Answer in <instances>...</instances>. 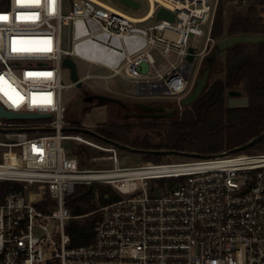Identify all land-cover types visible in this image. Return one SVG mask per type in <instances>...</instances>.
Returning a JSON list of instances; mask_svg holds the SVG:
<instances>
[{
    "label": "built area",
    "instance_id": "obj_1",
    "mask_svg": "<svg viewBox=\"0 0 264 264\" xmlns=\"http://www.w3.org/2000/svg\"><path fill=\"white\" fill-rule=\"evenodd\" d=\"M151 3L144 17L101 0H8L0 8V103L50 114L0 117V181L21 185L0 200V264H264V137L257 152L123 166L117 146L66 129V56L126 76L143 93L184 95L190 35L208 25L212 40L219 0ZM160 7L174 20L142 24ZM65 140L108 153L113 166L81 165ZM78 184H107L115 198L95 210L93 241L73 245L66 226L80 216L65 200Z\"/></svg>",
    "mask_w": 264,
    "mask_h": 264
},
{
    "label": "trees",
    "instance_id": "obj_2",
    "mask_svg": "<svg viewBox=\"0 0 264 264\" xmlns=\"http://www.w3.org/2000/svg\"><path fill=\"white\" fill-rule=\"evenodd\" d=\"M226 1H236L243 5L252 3L253 12L256 4L264 10V0H219L211 31V38L218 41L225 36L250 32L251 20L246 19L242 14L232 15V20L230 19L226 24L224 14ZM7 4L8 0H0V8L6 7ZM258 24V20L252 22L253 27ZM252 45L238 43L229 47L225 60V77L216 78L208 83L194 102L181 112L177 108L172 117L164 116L163 110L117 103L122 111L129 112V117L138 118L139 121L114 122L99 126L96 130L113 140L144 150L175 149L212 154L247 143L264 132V41L256 44L254 49L251 48ZM215 48L217 49L216 45ZM210 63L208 62V65ZM236 87H242L247 97L246 104L231 106L228 103V92ZM153 114H158L159 117H154ZM146 117L150 119L143 121L142 119ZM136 125L145 129L151 128L159 139L154 141L149 134L134 133ZM73 126L82 125L78 122H70L69 127ZM82 134L103 144H110L91 134ZM250 148L260 149L261 144L258 142ZM72 153L78 156L81 165L84 166L94 164L90 161L97 152L90 150L88 146L75 144ZM138 153L145 162H160L164 156L151 152ZM19 187L21 185L16 182L0 181V200L7 191ZM114 198L115 192L109 185L104 184H78L75 192L66 197L65 202L72 215L80 216L71 218L66 226L72 236L73 245L93 241L95 225L99 217L95 210L100 204H106Z\"/></svg>",
    "mask_w": 264,
    "mask_h": 264
},
{
    "label": "rangeland",
    "instance_id": "obj_3",
    "mask_svg": "<svg viewBox=\"0 0 264 264\" xmlns=\"http://www.w3.org/2000/svg\"><path fill=\"white\" fill-rule=\"evenodd\" d=\"M104 3L108 4L111 7L119 9L131 16L134 17H144L148 14L151 9L152 3L151 0H139L140 6L138 8H133L129 4L124 3L120 0H101ZM70 0H67L69 4ZM252 3L238 4L236 1H226L225 2V22L228 24V21L232 18L234 14H242L246 19H250L249 31L252 34H264V10H261L259 5L255 6V11L251 10ZM232 20V19H231ZM258 20L259 24L253 27L252 22ZM157 21L155 16H150L146 22L142 24L154 23ZM204 33L202 35L191 34L190 35V44L193 45L197 51H200L199 56L193 60V68L190 75V82L188 88L183 96L192 91L195 86L198 76L203 72L207 67L209 58L212 54H215L213 60V66L209 74L208 81L212 82L216 78H224L226 75L225 70V60L227 56V49L218 50L215 48L217 39H212L207 43L208 36V25L203 26ZM248 32V34L250 33ZM261 32V33H259ZM226 37V36H225ZM70 35L68 34V29L64 28L63 32V46H70ZM208 45L207 49L204 50V47ZM259 43V42H258ZM251 47L254 49L255 45ZM214 52V53H213ZM161 61V58H157ZM77 65V72L79 77L82 80V85L78 87L76 84L70 85L72 79L70 77V72L68 68H63L62 70V81L67 87L64 88L62 93V102L66 107L65 117L69 122H78L82 126L96 130L99 126L109 125L112 123H126V122H135L139 121L138 118L129 117L128 111H122L117 103L105 102L99 103L97 100H86L85 93L89 94H105L119 98L127 105H138V106H152L163 108L165 112H171L174 108H178L181 112L186 106L180 104V99L178 95H170L163 93H143L137 89L136 83L127 78L126 76H103L107 75L109 71L103 67L90 64L84 60L74 58ZM90 75V76H86ZM69 85V86H68ZM236 91L240 93L232 94L230 92ZM228 103L232 105H242L246 104L247 97L242 90V87H236L228 92ZM150 118H143V121H148ZM97 131V130H96ZM134 133H146L151 136V138L156 141L159 137L156 135L155 131L151 128H143L136 125L134 127ZM63 145L68 153H72L74 142L71 140H65ZM76 145L88 146L90 150L96 151L97 159H91L90 162L94 164L84 165L89 167L96 166H113V161H109L108 153L100 151L99 149L90 147L84 143H76ZM256 148H247L240 153H251L257 152ZM119 162L121 165H137L143 163L141 155L138 152H132L125 149L118 148ZM190 157H186L180 154H169L164 155L160 162H171L178 160H187ZM156 181H152L151 185H154ZM107 185V184H104ZM111 187V186H110ZM35 189L34 187H30ZM112 188V187H111ZM113 190V189H112Z\"/></svg>",
    "mask_w": 264,
    "mask_h": 264
},
{
    "label": "water",
    "instance_id": "obj_4",
    "mask_svg": "<svg viewBox=\"0 0 264 264\" xmlns=\"http://www.w3.org/2000/svg\"><path fill=\"white\" fill-rule=\"evenodd\" d=\"M124 3L129 4L133 8H138L140 6L139 0H120ZM157 19H168L173 21L174 20V13L170 10H168L165 7H160L157 12L156 16ZM264 41V34H233L230 36H227L225 38H222L216 43L217 46V51L218 50H225L228 49L229 47L238 44V43H258ZM189 54L187 55V59L189 63H193V60L195 59V47L194 46H189L188 48ZM215 54H212V56L209 58V62H211L204 70L203 72L198 76L195 86L193 87L192 91L186 94L184 97L181 98L180 104L184 106L190 105L192 102H194L204 91L206 86L208 85L209 81V74L211 72L212 68V62L214 60ZM63 66L68 68L70 71V77L72 81L80 87L82 85V80L78 75L77 72V65L76 62L73 58L70 56H66L63 59ZM232 94L240 93L236 91L230 92ZM95 98L98 99L99 103H105V102H113V103H118V104H123V101L120 100L117 97L110 96V95H105V94H96L94 95ZM91 98H88V100ZM232 106H235L232 105ZM143 108L151 109V110H163V108L160 107H152V106H140ZM177 110V107L173 109L171 112H165L163 115L167 117H172ZM50 116L49 113H20V112H15L12 110L6 109L1 103H0V117H5L7 119H33V118H41V117H48ZM154 117H159L158 114H153ZM67 131H73V132H82V133H88L91 134L101 140H104L110 144H113L117 146L120 149H127L132 152H151L153 154H161V155H169V154H180L184 155L186 157H191V158H207V157H214V156H222L224 154H229V153H237L241 152L247 148H250L254 144L260 142L263 137H264V132H262L260 135L254 137L250 141H248L245 144L233 147L227 151L220 152V153H212V154H201L199 152H189V151H179L175 149H151V150H144V149H137L134 147H131L129 145L123 144L119 141L113 140L101 133H99L96 130H93L91 128L85 127V126H73L66 128Z\"/></svg>",
    "mask_w": 264,
    "mask_h": 264
},
{
    "label": "flooded vegetation",
    "instance_id": "obj_5",
    "mask_svg": "<svg viewBox=\"0 0 264 264\" xmlns=\"http://www.w3.org/2000/svg\"><path fill=\"white\" fill-rule=\"evenodd\" d=\"M84 93H85V99L86 100H88V98H91L89 100H97L98 101V99L94 97V95H96V94H89L88 92H84Z\"/></svg>",
    "mask_w": 264,
    "mask_h": 264
},
{
    "label": "crops",
    "instance_id": "obj_6",
    "mask_svg": "<svg viewBox=\"0 0 264 264\" xmlns=\"http://www.w3.org/2000/svg\"><path fill=\"white\" fill-rule=\"evenodd\" d=\"M148 13H150V10H149V12Z\"/></svg>",
    "mask_w": 264,
    "mask_h": 264
},
{
    "label": "snow or ice",
    "instance_id": "obj_7",
    "mask_svg": "<svg viewBox=\"0 0 264 264\" xmlns=\"http://www.w3.org/2000/svg\"><path fill=\"white\" fill-rule=\"evenodd\" d=\"M5 19H6V17H5Z\"/></svg>",
    "mask_w": 264,
    "mask_h": 264
}]
</instances>
